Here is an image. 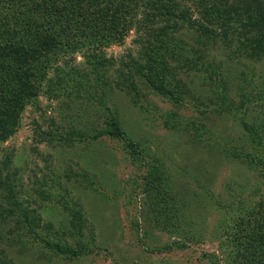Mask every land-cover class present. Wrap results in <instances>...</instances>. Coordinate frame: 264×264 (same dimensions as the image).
I'll list each match as a JSON object with an SVG mask.
<instances>
[{
  "label": "trees",
  "instance_id": "1",
  "mask_svg": "<svg viewBox=\"0 0 264 264\" xmlns=\"http://www.w3.org/2000/svg\"><path fill=\"white\" fill-rule=\"evenodd\" d=\"M35 1L0 0V18L7 19L6 22L0 20V46L10 45V55L15 62L12 71L8 72L2 68L3 60H0V78L9 95L12 94L0 99V143L15 132L27 101H38L41 91H45L44 95L49 98H59L53 92H60L64 85L51 79L50 75L54 71L55 78H58L67 73L68 67L76 74L66 93L67 99L73 98L66 105V109L71 111L72 119L74 115L76 118L84 117L86 113L79 115L78 106L86 101L93 106L96 116L101 120L104 111L101 112L100 109L106 105L103 100L107 84L104 69H98L105 66L104 60L100 64H97L99 61L96 62L101 57L99 51L102 50L97 44L105 47L116 39H124L132 29H136L139 33L140 53L124 70H119L128 75L126 82L131 88L134 105L143 110L140 84L156 95L166 93V98L173 102L170 103L175 108L165 114L164 126L169 132L184 135L189 140L192 137L201 138L199 132L211 124L233 119L240 131L236 128L239 136L233 143H238V147H233L232 151H253L254 155L257 154V161L249 171L252 173L251 178L259 179L264 184V0H56L54 11L45 22L37 17ZM53 1L55 0H45L49 4ZM186 2L194 3L195 8L189 7ZM165 4L164 8L167 10L163 11ZM8 9L11 13H8ZM195 14L199 17H194ZM170 16H174L175 21L183 28L186 25V30L195 31L194 34L202 41L200 47L192 46L199 57L195 52H180L190 59L192 65L205 57L203 52L209 48L213 52H223L229 61L235 60L242 68L235 80H224L222 86L213 82V86H216L215 97L209 99L208 104L204 103V108L197 103L201 98L192 96L189 106L192 104L198 113L204 115V121L186 120L185 115L179 111L189 106L182 101L180 95L176 92L173 94L168 89L174 79L173 51L178 45L173 28L163 24ZM116 32L118 35L115 36ZM7 34L12 35L11 43L4 38ZM81 47L84 48V60L87 58L83 60L82 66H85V62L93 66V86L85 69L73 65L74 55L82 51ZM212 66L209 65V68ZM17 68L20 70L15 72ZM213 68L217 69V66ZM209 78L212 79V73ZM47 83L52 88H47ZM234 87L241 89V92L238 99L230 100L227 98L228 92ZM102 90L103 96L100 94ZM114 105L116 106L115 103ZM253 105L256 111L251 116L248 112ZM109 111L107 120L101 123L99 129L93 130L92 139L124 138L126 155L134 163L137 172L142 168L146 169L141 185L142 192L146 194L144 199L150 201L145 205L144 217L151 221L149 227L155 224L169 237V241L159 248L160 251L187 249L190 241H196L195 236L203 242L201 234L195 228L197 222L191 212V206H196V209L198 206L201 209L203 207L198 202V195L173 178L170 174L172 167L160 158H155L151 153V146L136 141L126 131L119 114L113 112L118 111L117 109L111 108ZM49 124L50 130L42 132L48 138H54L51 135L53 129H61L69 134L68 137L80 136L78 141L84 140L87 143L90 140L82 129L72 132L68 127L57 126L55 120ZM37 126L41 130L40 125ZM86 126L88 128L89 125ZM215 128L217 130L216 126ZM228 128L229 133L219 132L215 138L223 139L230 134V127ZM62 137L61 135V140ZM62 142L67 141L63 139ZM218 142L215 140L214 143ZM212 147L215 148L208 146L207 149L213 150ZM10 165L11 160L6 158L5 164L0 167V188L11 183V178H14ZM85 178L87 186L98 194L100 186L96 187L92 181H88L86 175ZM204 179L212 182L211 176ZM127 183L129 185L130 182ZM231 188L230 186L228 189ZM6 189L12 187L7 186ZM237 189L242 194L239 199L244 205L241 207V203L236 204L238 199L234 195L235 191L228 190V199H221L216 208L224 212L223 223L221 227L214 228L213 232L225 233L226 238L235 242L232 244V252L239 264H264V193L258 183L240 184ZM243 196H249L250 203H244ZM13 206L16 208L14 212L22 216L19 219L23 221L24 236L32 238L31 242L19 241L24 249H39L42 243V247H46L52 255L73 261L89 255L97 245L94 239L89 243L84 240L82 242L81 231L73 234L74 227H82L85 218L79 211L73 215V224L69 227L64 223L61 228H56L54 223H49L47 226L51 230V239H46L39 233L41 215L36 210L27 209L20 202H14ZM230 222L235 225L229 229ZM151 232L146 229L147 234ZM177 237L180 240L175 241ZM0 239L4 240L2 236ZM205 257L214 259L212 255ZM11 259L7 255V249L0 245V263L16 264Z\"/></svg>",
  "mask_w": 264,
  "mask_h": 264
},
{
  "label": "rangeland",
  "instance_id": "2",
  "mask_svg": "<svg viewBox=\"0 0 264 264\" xmlns=\"http://www.w3.org/2000/svg\"><path fill=\"white\" fill-rule=\"evenodd\" d=\"M35 2L37 17L40 21H47L49 14L54 11L56 0L51 4L45 0ZM186 5L195 8L194 3L186 2ZM165 6L166 4L163 8ZM166 10L164 8L163 11ZM194 17L199 16L195 14ZM0 20L7 21L6 18ZM163 24L173 28L178 44L175 52L173 51L174 79L168 89L173 94L176 92L180 95L188 106L192 103L193 95L199 96L201 101L197 100V103L204 108L203 104H208L209 99L215 97L216 86H213V82L222 86L224 80H235L242 68L235 60L229 61L223 52H213L209 48L203 52L205 57L192 65L190 59L180 52H195L192 46L200 47L201 39L194 34L195 31L186 30V25L184 28L180 26L174 16L164 20ZM138 34L136 29H132L124 39H116L105 47L97 44L102 50L99 51L101 57L96 62L99 61L97 64H100L104 60L105 66L98 69H104L107 84L103 100L106 105L100 109L101 112L104 111L101 120L96 116L93 106L86 101L78 106L79 115L86 113L83 115L85 119L76 118L75 115L72 119L71 111L66 109V105L73 98L67 99L66 93L76 74L68 67L67 73L58 78H55L54 71L50 75L51 79L58 80L65 87L59 84L62 87L60 92H53L59 98H49L44 95L45 91H41L38 101H27L15 132L0 143V167L5 164L6 158L10 159L12 165L9 169L14 177L11 178V183L0 188V238L2 236L4 239H0V245L7 249L8 257L16 264H239L232 252V244L235 242L226 238L225 233L213 232L214 228L221 227L225 216L223 211L216 208L221 199H228L230 186L232 188L229 191L234 190L238 194H234L238 199L236 204L241 203L239 197L242 194L237 189L240 184L258 183L264 193V184L259 179L251 178L252 173L249 171L257 161V154L254 155L253 151L235 152V149L233 153V147H238V143L234 144L233 140L237 141L239 136L235 125L237 123L233 119L209 125L199 132L201 138L192 137L191 142L188 137L169 132L164 126L165 114L175 108L170 103L172 101L166 98V93L156 95L140 84L143 110L134 105L131 88L126 82L128 75L119 70H124L126 65H130L138 57L141 48ZM11 36L7 34L4 38L11 43ZM9 47L10 45L0 46V60H3L2 68L11 72L15 62ZM81 48L82 51L74 55L73 65L85 69L93 86V66L87 62L86 67L82 66L86 46ZM197 56L199 57L198 54ZM209 65H213L212 68ZM260 66L263 67L262 64ZM19 70L17 68L15 72ZM210 73L212 79L209 78ZM48 87L52 88L47 83ZM239 92L241 89L234 87L228 92L227 98L238 99ZM100 94L103 96V90ZM10 95L0 78V99ZM111 108L118 110L113 112L119 114L126 131L136 141L151 146L152 155L172 167L170 174L173 178L198 195V202L203 207L201 209L198 206L196 209V206H191V212L197 222L195 228L201 234L203 242L195 236L196 241H190L187 249L160 251L159 248L169 241V237L161 232V227H156L155 224L149 227L151 221L144 217L145 205L150 201L144 199L146 194L142 192L141 185L146 169L142 168L137 172L134 163L126 155L124 138L92 139L93 130L99 129L101 123L107 120ZM255 111L253 105L248 113L252 116ZM179 113L185 115L188 121H204V115L198 113L192 104ZM52 120L58 123L57 126L68 127L72 132L84 130L90 140L87 143L84 140L78 141L80 136L68 137L69 134L61 129H53L51 135L54 138L42 135L43 131L50 130L49 123ZM86 125H89L88 128ZM228 126L231 133L223 139H216L219 132L229 133ZM61 135L67 142H62ZM215 140L219 141L218 144L214 143ZM208 146L215 148L210 150L207 149ZM85 175L96 187L100 186L98 194L87 186ZM206 176H211L212 182L205 180ZM127 182H130L129 185ZM7 186L12 187L13 191L6 189ZM14 202H20L27 209L36 210L41 215L39 233L46 239H51V230L47 226L49 223H54L56 228H61L64 223L69 227L73 224V215L81 212L85 217L82 227H74L73 234L81 231L82 242L84 240L89 243L94 239L97 245L91 249L93 252L67 261L61 256L52 255L46 247H42V243L39 249H24L19 241L31 242L32 238L24 236L23 221L20 220L22 216L14 212ZM243 202L250 203V197L243 196ZM243 205L240 204L241 207ZM233 224L235 225L234 222ZM233 224L230 222L229 229ZM146 229L152 232L147 234ZM177 240L180 238L177 237L175 241ZM205 255H212L214 259L210 260Z\"/></svg>",
  "mask_w": 264,
  "mask_h": 264
}]
</instances>
